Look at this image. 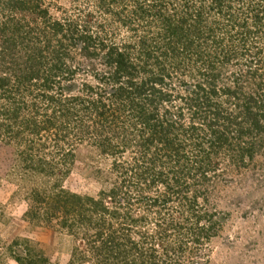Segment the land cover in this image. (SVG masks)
<instances>
[{"label":"trees","instance_id":"obj_1","mask_svg":"<svg viewBox=\"0 0 264 264\" xmlns=\"http://www.w3.org/2000/svg\"><path fill=\"white\" fill-rule=\"evenodd\" d=\"M86 3L83 19L0 0V131L27 177L54 183L29 192L24 219L75 237L67 264H209L197 254L223 219L207 207L215 178L264 144V0ZM42 132L66 142L64 163L70 139L94 147L113 182L96 196L60 188L69 169L37 157ZM4 249L58 264L26 238Z\"/></svg>","mask_w":264,"mask_h":264},{"label":"rangeland","instance_id":"obj_2","mask_svg":"<svg viewBox=\"0 0 264 264\" xmlns=\"http://www.w3.org/2000/svg\"><path fill=\"white\" fill-rule=\"evenodd\" d=\"M49 1L52 3L50 12L53 17L72 15L84 19L88 0ZM106 21L94 15L91 24L98 30L97 25ZM115 25H104L107 35L111 36ZM121 34L126 35V32ZM34 141L39 148L37 157L58 162L63 171L69 169L65 177L61 176L60 183V188L66 191L96 196L102 188H108L115 178L110 159L104 158L94 147L81 144L79 139H70L76 147L73 164L67 160V163L62 162V157L57 155V152H64L66 142L59 141L62 151H57L52 132H42ZM17 142L6 129L0 131V264H18L7 257L4 249L17 237L26 238L45 250L52 262L67 264L75 237L59 230V227L53 229L24 219L25 210L31 202L29 192L33 188H46L54 183L51 177L26 176L22 171L24 165L18 163ZM260 148L252 160L246 161L243 166H232L230 171L219 173L215 178L211 204L207 207L210 211L216 210L223 219L217 226V233L208 244L200 246L197 254L209 264H264V144ZM57 223L60 224L59 221ZM82 234L83 231L77 233ZM77 243L82 247L81 241Z\"/></svg>","mask_w":264,"mask_h":264}]
</instances>
